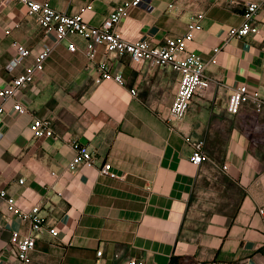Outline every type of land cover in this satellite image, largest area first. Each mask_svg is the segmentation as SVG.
Returning <instances> with one entry per match:
<instances>
[{
    "label": "crops",
    "instance_id": "0c3cea01",
    "mask_svg": "<svg viewBox=\"0 0 264 264\" xmlns=\"http://www.w3.org/2000/svg\"><path fill=\"white\" fill-rule=\"evenodd\" d=\"M30 1L67 15L90 6L83 19L93 27L130 2ZM251 1L260 2L149 0L148 9L128 7L116 24L125 41L160 45L202 15L189 48L205 61L212 85L180 122L167 125L158 114L167 112L177 88L171 69L135 65L101 47L89 64L82 39H70L77 50L69 52L68 42L43 37L23 4L0 0V88L33 64L43 43L53 47L43 70L2 104L0 116V187L23 212L38 205L43 222L29 264H264V115L227 112L239 85L264 99V5L252 21L255 35L227 36L242 24L243 5ZM17 46L29 55L9 72ZM103 62L122 75V85L101 79L96 66ZM14 102L29 114L14 113ZM32 117L49 119L53 138L34 139ZM185 137L203 141L206 161H189ZM67 139L86 147L95 166L68 170L73 153ZM103 163L117 178L99 174ZM13 232L28 236L30 225L0 199V264H17Z\"/></svg>",
    "mask_w": 264,
    "mask_h": 264
},
{
    "label": "built area",
    "instance_id": "2783aa9c",
    "mask_svg": "<svg viewBox=\"0 0 264 264\" xmlns=\"http://www.w3.org/2000/svg\"><path fill=\"white\" fill-rule=\"evenodd\" d=\"M20 2L26 8V15L32 18L41 28L43 37L54 36L55 41L68 42L67 50L75 52L76 45L70 41L72 38H80L85 42L84 54L89 64L95 60L98 47H101L106 54H114L117 57L127 56L131 63L137 65L147 63L150 68H169L177 75V88L173 101L165 113H159V119L167 125L180 122L186 115L188 107L194 98H202L209 91L212 81L206 75V63L202 57L189 48L193 41L194 33L201 31L202 15L194 16L186 26V31L181 36H173L164 39L160 45H153L148 40H138L135 42L125 41L116 31L115 26L125 15L128 7L144 8L150 7L149 0H130L128 3L119 5L111 15H109L100 26L88 25L83 19V13L90 6L83 7L74 15H67L58 12L47 4L37 3L30 0H1L3 5L11 2ZM264 5V0L260 2H246L243 5V22L239 27H232L227 31V36L241 39L258 32L256 26L252 25L254 16L259 8ZM53 47L46 42L42 44L40 50L34 56L32 65L24 68V71L11 79L5 88H0V116L4 114L2 104L13 100L17 91L25 89L33 83L36 75L43 70L44 62L52 53ZM214 54L218 49L213 50ZM29 51L22 46L16 47V54L6 66V70L11 72L23 59L28 57ZM215 63V56L210 59ZM102 80H111L117 84H123V77L120 73L113 72L107 63H99L96 66ZM131 95H136L134 89L130 90ZM249 110L255 115H264V99H261L257 91H248L246 85L242 84L232 90L227 102V112L236 115L242 110ZM12 111L17 115L29 114V111L19 102L12 104ZM29 130L34 139L53 138L51 122L49 119L32 117ZM185 143L190 147L191 155L189 161L194 165H199L207 160L204 152V143L201 140H194L190 137L184 138ZM67 144L72 150L73 156L68 163V170L73 171L79 166L92 168L95 166V157L86 147L76 140L67 139ZM227 166L223 165L222 170ZM98 172L101 176L111 179L117 178L112 172L109 163L99 166ZM0 199L4 200L7 210L23 222L30 225L31 234L20 236L13 232L10 237L11 247L15 251L17 264H29L30 252L35 247L36 233L43 228L42 219L39 217V206H33L29 212L21 211L15 200L10 197L6 190L0 187ZM264 214V210H260ZM49 235L57 236L54 228L47 229ZM102 256V251H97V259ZM94 264H99L97 261ZM126 264H145L139 259H130Z\"/></svg>",
    "mask_w": 264,
    "mask_h": 264
}]
</instances>
